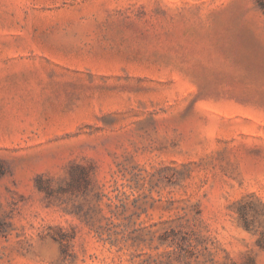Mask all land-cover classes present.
<instances>
[{
	"label": "rangeland",
	"instance_id": "374dc122",
	"mask_svg": "<svg viewBox=\"0 0 264 264\" xmlns=\"http://www.w3.org/2000/svg\"><path fill=\"white\" fill-rule=\"evenodd\" d=\"M0 264H264V0H0Z\"/></svg>",
	"mask_w": 264,
	"mask_h": 264
}]
</instances>
